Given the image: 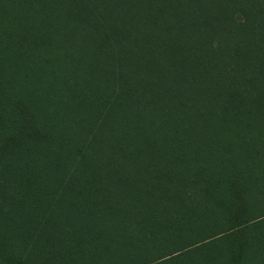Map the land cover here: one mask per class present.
Instances as JSON below:
<instances>
[{"label":"trees","instance_id":"obj_1","mask_svg":"<svg viewBox=\"0 0 264 264\" xmlns=\"http://www.w3.org/2000/svg\"><path fill=\"white\" fill-rule=\"evenodd\" d=\"M0 264H264V0H0Z\"/></svg>","mask_w":264,"mask_h":264}]
</instances>
